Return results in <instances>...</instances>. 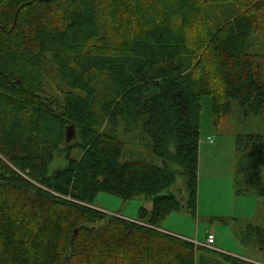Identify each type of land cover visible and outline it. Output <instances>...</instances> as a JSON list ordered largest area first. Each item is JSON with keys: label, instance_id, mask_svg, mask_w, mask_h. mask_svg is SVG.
<instances>
[{"label": "trees", "instance_id": "obj_1", "mask_svg": "<svg viewBox=\"0 0 264 264\" xmlns=\"http://www.w3.org/2000/svg\"><path fill=\"white\" fill-rule=\"evenodd\" d=\"M258 33L264 0H0V264H196L161 227L196 214L202 96L264 113ZM130 143L161 164L123 160ZM236 144L264 198V135ZM101 192L152 207L109 213Z\"/></svg>", "mask_w": 264, "mask_h": 264}, {"label": "rangeland", "instance_id": "obj_2", "mask_svg": "<svg viewBox=\"0 0 264 264\" xmlns=\"http://www.w3.org/2000/svg\"><path fill=\"white\" fill-rule=\"evenodd\" d=\"M224 9L225 8H222L221 10ZM253 44L254 49L259 48V51L264 52V34L258 33L253 35ZM258 63L261 66L264 79V57L259 58ZM201 103L198 203H200L202 209L207 208L208 212H210V208L212 207L213 215L217 216L216 218L223 217L224 220H229L224 216L227 215V210L232 207L237 214H246V208L242 205L259 201H263L264 203V198L258 196L256 193L258 189L257 178L254 177L256 182H250L251 176L255 174V170L253 167L247 169L248 165H246L247 167L244 166L246 163L242 164L243 161L238 154L236 144V137L238 135H264V113L260 115L246 113L245 109H243L237 102H234L232 111L228 115L218 117L213 108V100L211 96H202ZM209 136L215 139L214 142L204 139ZM127 137L128 136L124 135L122 136V139L127 140ZM135 159L161 164V161L157 156L151 152L140 149L137 143L127 144L123 154V160ZM59 165V161L56 164L54 162L53 168L58 167ZM183 182L184 179H180V183L183 184ZM148 203H151V201L144 197L124 200L121 197L106 192L98 194L95 201L96 207L106 212L116 213L127 218H134L132 216H137L139 208ZM261 209H263L262 212H264V208L262 207L259 210ZM247 210H249L248 214L250 215L254 213L255 210H258V208L249 205V209ZM262 216V218H264V213H262ZM191 219H193L192 216ZM178 221L180 223L178 217L172 218L171 223L175 224ZM194 221H199V218L195 217ZM228 222L230 226L235 225L230 223V221ZM194 223L195 222L192 224V222L185 220L181 226L188 231L194 227ZM209 227V222L201 224L202 230ZM232 227L236 234H239L240 230H242L241 223ZM244 237L245 234L243 235V238ZM254 238L255 236L247 238L248 244H254L255 240H257ZM259 256L261 260H264V252Z\"/></svg>", "mask_w": 264, "mask_h": 264}, {"label": "crops", "instance_id": "obj_3", "mask_svg": "<svg viewBox=\"0 0 264 264\" xmlns=\"http://www.w3.org/2000/svg\"><path fill=\"white\" fill-rule=\"evenodd\" d=\"M204 139L207 138L205 137ZM249 205L257 207L258 210L249 215V210H247L249 209ZM242 206L246 208V214H237L232 207L227 210L226 216L223 215L229 220H224L223 217L216 218L217 216L213 215L212 207L210 208V212H208L207 208L202 209L200 203H198L195 215L183 210L175 212L163 222L161 230L194 241L200 247L196 255V264H264V260H261L259 256L264 252V248L256 241L254 244H248L246 237L243 238L244 232L249 225L259 226L264 229V218H262V213L264 212H262L263 209L259 210L262 207L264 208V203L263 201H259L256 203H246ZM145 207L150 209L152 203H148ZM191 216L193 219H191ZM132 217L137 218V216ZM176 217H178L180 223L178 221L172 224V218ZM195 217H198L199 221H194ZM185 220L192 222V224L195 222L191 230L186 231L181 226ZM228 221L235 225L241 223L242 230H240L239 234H236L232 227L235 225L230 226ZM202 222H209L210 227L202 230ZM209 234L215 236V240L211 244L208 243Z\"/></svg>", "mask_w": 264, "mask_h": 264}, {"label": "water", "instance_id": "obj_4", "mask_svg": "<svg viewBox=\"0 0 264 264\" xmlns=\"http://www.w3.org/2000/svg\"><path fill=\"white\" fill-rule=\"evenodd\" d=\"M20 82V81H18ZM76 137V128L74 125H68L66 129V140L70 142L72 139Z\"/></svg>", "mask_w": 264, "mask_h": 264}, {"label": "built area", "instance_id": "obj_5", "mask_svg": "<svg viewBox=\"0 0 264 264\" xmlns=\"http://www.w3.org/2000/svg\"><path fill=\"white\" fill-rule=\"evenodd\" d=\"M208 140L210 141V142H214V138L213 137H208ZM214 240H215V236L213 235V234H209L208 235V243H213L214 242Z\"/></svg>", "mask_w": 264, "mask_h": 264}]
</instances>
